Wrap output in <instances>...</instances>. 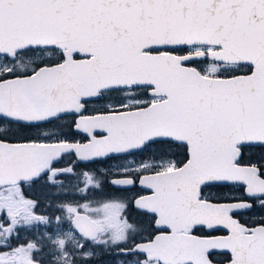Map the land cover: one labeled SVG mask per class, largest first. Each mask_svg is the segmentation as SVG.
Wrapping results in <instances>:
<instances>
[{"label": "snow or ice", "instance_id": "6c2138e0", "mask_svg": "<svg viewBox=\"0 0 264 264\" xmlns=\"http://www.w3.org/2000/svg\"><path fill=\"white\" fill-rule=\"evenodd\" d=\"M0 264H264V0H0Z\"/></svg>", "mask_w": 264, "mask_h": 264}]
</instances>
